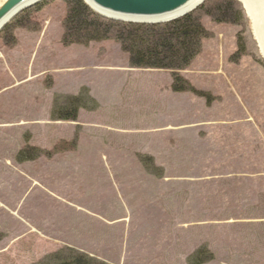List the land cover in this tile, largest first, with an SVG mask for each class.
<instances>
[{"label": "rangeland", "instance_id": "obj_1", "mask_svg": "<svg viewBox=\"0 0 264 264\" xmlns=\"http://www.w3.org/2000/svg\"><path fill=\"white\" fill-rule=\"evenodd\" d=\"M45 1L35 27L0 35V264L66 248L106 264H264V59L246 12L240 26L201 19L208 38L179 73L193 94L116 43L63 47L64 0ZM84 86L100 108L51 121Z\"/></svg>", "mask_w": 264, "mask_h": 264}, {"label": "trees", "instance_id": "obj_2", "mask_svg": "<svg viewBox=\"0 0 264 264\" xmlns=\"http://www.w3.org/2000/svg\"><path fill=\"white\" fill-rule=\"evenodd\" d=\"M44 2L18 14L2 29L0 35L9 33L13 25L24 29L35 27L36 22L33 16L39 12L40 4ZM64 4L66 14L62 21L61 45L63 47L87 46L90 43L104 41L116 43L127 55L131 68L169 71L172 80L171 90L176 93L197 94L179 73L186 70L200 52L201 41L208 38V34L201 25L203 17L209 18L216 24L240 26L241 22L247 23L241 6L235 0H206L192 13L175 21L158 25L126 24L108 20L93 13L81 0H64ZM239 47V55L242 56L245 51L242 50L243 46L240 43ZM95 108V102L90 98L87 90L83 89L77 96L65 97L62 105L56 100L50 118L51 121L56 122H74L79 109L93 111ZM66 144L60 141L52 150L59 152ZM27 149L29 148L18 153L17 160H32L34 152ZM1 237L0 234V240ZM201 253L197 251L195 256L198 257ZM36 264L106 263L66 248L46 256Z\"/></svg>", "mask_w": 264, "mask_h": 264}, {"label": "water", "instance_id": "obj_3", "mask_svg": "<svg viewBox=\"0 0 264 264\" xmlns=\"http://www.w3.org/2000/svg\"><path fill=\"white\" fill-rule=\"evenodd\" d=\"M89 1L93 6H95L99 10H102L106 14H112L114 16H118L119 19L115 17H109L107 15L105 16L91 9L93 13L97 14L102 18L112 21L122 22L126 24L158 25V24H166L175 21L192 13L194 10L200 7L202 3L205 2L206 0H203L201 3H199L189 12L183 13L172 20L160 21V22H153L151 20L147 22L144 21L135 22L132 20H125L121 18H132V19L137 18L143 20L161 18L167 15H172L177 12H182L193 0H89ZM30 2H33V0H0V24H2L0 27V32L9 23V21L13 20L18 14L40 3L41 1L32 4H30ZM84 4L86 5V3ZM244 11L246 10L244 9ZM9 15L10 17L8 21L5 23H1L2 20H4Z\"/></svg>", "mask_w": 264, "mask_h": 264}, {"label": "bare ground", "instance_id": "obj_4", "mask_svg": "<svg viewBox=\"0 0 264 264\" xmlns=\"http://www.w3.org/2000/svg\"><path fill=\"white\" fill-rule=\"evenodd\" d=\"M40 1L42 2L43 0H33V2H30V4L36 3V2H40ZM202 1L203 0H193L185 8V10H183L182 12H177V13H174L172 15H167V16H164V17H161V18L145 19V20L137 19V18H133V19L132 18H121V19L132 20V21H135V22H143V21L147 22L149 20H151L153 22H160V21L172 20L175 17H177V16H179V15H181L183 13L191 11L194 7H196ZM235 1H237L240 4V6L243 7L246 10L245 12H246V14L248 16V19L252 23V35H253V37L256 40V43H257L258 48H259L260 55L264 59V0H235ZM83 2L86 3V5L89 7L90 10L92 9L93 11H95L97 13H101V14H103L105 16L107 15L109 17L118 18V16H114L112 14H106L102 10H99L98 8L93 6L89 0H83ZM30 4H28V5H30ZM9 17H10V15L7 16L4 20H2L1 23L7 22ZM1 25L2 24H0V27H1Z\"/></svg>", "mask_w": 264, "mask_h": 264}, {"label": "crops", "instance_id": "obj_5", "mask_svg": "<svg viewBox=\"0 0 264 264\" xmlns=\"http://www.w3.org/2000/svg\"><path fill=\"white\" fill-rule=\"evenodd\" d=\"M84 88H85V90H88V89H86V88H88L87 86H84ZM87 92H89V90L87 91ZM89 96H91L90 98L95 102V104H96V110H97V108H98V106H99V108H100V102L98 101V99L97 98H95V97H93L92 96V94L90 95V92H89ZM95 99L97 100V102L95 101ZM78 118V117H77ZM123 133H126V132H124V131H120V134H123ZM133 133H130L129 135H131V136H133L132 135ZM141 134H143V135H141V136H143V137H146L147 138V135L149 136V131H145V132H143V133H141ZM122 136V135H121ZM125 136H127V135H125ZM76 140H78V139H76ZM122 219V218H121ZM130 255H132V256H134V257H136L137 255H136V253H134L133 251H131L130 252ZM129 255V256H130Z\"/></svg>", "mask_w": 264, "mask_h": 264}]
</instances>
